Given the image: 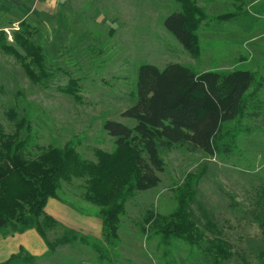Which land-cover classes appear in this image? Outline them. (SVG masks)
I'll return each mask as SVG.
<instances>
[{"label": "rangeland", "instance_id": "obj_1", "mask_svg": "<svg viewBox=\"0 0 264 264\" xmlns=\"http://www.w3.org/2000/svg\"><path fill=\"white\" fill-rule=\"evenodd\" d=\"M36 1L0 0V31L8 42L14 43V32L29 22L35 30L33 39L43 46L48 68L55 74L51 87H40L15 57L0 51V125L8 135L22 123L31 127L21 136L30 140L25 151L29 159L38 157L41 149L68 143L88 161H96L97 150L114 153L115 139L103 124L110 120L135 126L122 114L135 103L138 72L144 64L161 70L172 63L198 72L251 70L262 79L257 102L263 110L258 117L247 112L223 130L224 141L236 143L230 156L180 146L164 153L161 183L127 202L120 243L104 250L105 260L91 247L73 243L48 249L33 261L25 259L27 252H19L14 264H216L206 251L207 240L215 235L206 230L207 219L233 247V258L223 264H264L260 256L264 237L257 219L264 187V0H194L206 15L197 31L201 48L197 58L164 26L171 14L181 11L179 0H59L47 12H40ZM220 16L227 17L219 20ZM71 79L79 80L80 100L60 90ZM85 184L82 179L64 183L56 199L67 206L80 231L52 217L89 235L81 231L98 228L90 223L102 226V221L99 208L84 199ZM186 184L196 194L192 211L206 241L194 247L183 240L160 244L155 235L143 231L146 218L149 212H173L177 191ZM64 233L63 227H55L47 237L54 243ZM0 234L15 233L7 229ZM102 234L95 238L107 249Z\"/></svg>", "mask_w": 264, "mask_h": 264}, {"label": "trees", "instance_id": "obj_2", "mask_svg": "<svg viewBox=\"0 0 264 264\" xmlns=\"http://www.w3.org/2000/svg\"><path fill=\"white\" fill-rule=\"evenodd\" d=\"M179 1L181 11L171 14L164 26L197 58L201 52L197 31L206 15L193 4L194 0ZM34 32L31 24L24 21L20 30L14 32V43H10L1 30L0 51L15 57L34 84L49 88L55 74L48 68L43 46L33 39ZM262 85V79L251 70L198 72L179 63L161 70L144 64L138 72L135 103L122 114L136 124L130 127L105 121L103 128L115 139L116 150L112 154L97 150L96 161L82 159L72 143L41 149L38 157L29 159L25 151L30 140H22L21 136L23 131L29 133L31 127L25 128L22 123L15 133L8 135L0 125V233L7 229L11 233L35 229L50 250L58 245L84 244L105 260L104 250L117 248L120 243L119 231L127 202L137 193L154 189L161 183L159 174L166 167L163 154L180 146L210 156L232 155L236 143L224 141L223 130L247 112L253 117L261 116L263 108L257 102V95ZM60 90L80 100L78 79H71ZM73 179L85 181L84 199L99 208L102 240L107 249L100 239L66 228L46 212L49 200L60 199L63 184ZM195 195L189 184L180 188L174 211L169 215L149 212L143 231L149 237L155 235L160 244L183 240L191 247L199 246L206 241V234L192 211ZM258 212L264 237V187ZM55 227H63L65 233L52 243L47 231ZM205 228L215 234L207 240L206 250L214 262L223 264L231 260L233 247L222 238L213 221L207 219ZM22 253H26L23 248L19 254ZM19 254L4 264H14ZM25 256L31 261L36 259L27 253ZM260 256L264 261V251Z\"/></svg>", "mask_w": 264, "mask_h": 264}, {"label": "crops", "instance_id": "obj_3", "mask_svg": "<svg viewBox=\"0 0 264 264\" xmlns=\"http://www.w3.org/2000/svg\"><path fill=\"white\" fill-rule=\"evenodd\" d=\"M59 0H37L36 8L40 9V12H47L48 10L54 8L55 4ZM56 199H50L46 207V212L59 220L62 224L79 230L80 226H77L76 222L72 221V215L66 208V205L61 204ZM59 204L61 206H59ZM74 217V216H73ZM76 218V217H75ZM90 224H95L98 228H87L84 227L86 231H81L92 235L94 237H99L102 233L101 224L98 222H91ZM80 231V230H79ZM101 233V234H100ZM23 248L28 254L35 258H41L48 252V247L43 240V238L38 234L35 229L28 230L24 233H15L11 235L0 234V264L8 261L13 255H16Z\"/></svg>", "mask_w": 264, "mask_h": 264}]
</instances>
